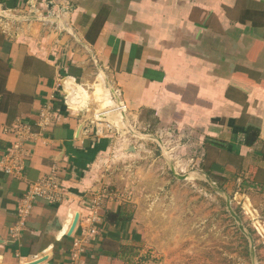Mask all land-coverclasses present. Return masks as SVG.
<instances>
[{"label": "crops", "instance_id": "crops-1", "mask_svg": "<svg viewBox=\"0 0 264 264\" xmlns=\"http://www.w3.org/2000/svg\"><path fill=\"white\" fill-rule=\"evenodd\" d=\"M65 6L68 33L40 20L45 11ZM245 9L264 13V0L0 4V156L16 140L14 128L30 131L22 178L0 170V264H153L166 239H179L180 222L163 213V203L176 208L177 193L197 186L171 175L155 142L129 133L109 86L128 124L158 138L177 173L205 166L232 179L235 169L221 166L226 150L243 158V168L253 162L264 169L254 153L264 141V15L254 25ZM239 69L260 83L245 98L247 125L260 130L252 147L241 144L243 128L234 123L244 108L227 97L234 76L243 78ZM46 105L54 120L42 130L39 112ZM53 167L63 200L37 199L24 231L12 238L19 199ZM103 190L98 234L85 254L70 261L90 215L89 200Z\"/></svg>", "mask_w": 264, "mask_h": 264}, {"label": "rangeland", "instance_id": "rangeland-1", "mask_svg": "<svg viewBox=\"0 0 264 264\" xmlns=\"http://www.w3.org/2000/svg\"><path fill=\"white\" fill-rule=\"evenodd\" d=\"M250 166L254 163L244 166L243 179L226 178L220 183L222 188L214 183L227 194L232 210L252 236L256 263L264 264V187L250 184ZM191 181L197 187L177 193L180 198L177 209L171 202L163 203V213L178 218L182 233L179 239L169 237L164 241L162 253L154 254L153 264H251L248 241L227 213L224 199L205 182ZM165 192L170 199V191ZM154 246L151 240V252Z\"/></svg>", "mask_w": 264, "mask_h": 264}, {"label": "built area", "instance_id": "built-area-1", "mask_svg": "<svg viewBox=\"0 0 264 264\" xmlns=\"http://www.w3.org/2000/svg\"><path fill=\"white\" fill-rule=\"evenodd\" d=\"M68 6L60 7L57 10H47L40 15V20L44 25L51 27L57 32L68 33L70 28L64 20L65 14L68 12ZM97 121L103 120L102 117H96ZM54 115L52 107L44 106L39 112V127L44 130L53 124ZM107 128L112 130L111 125ZM16 140L10 145L5 154L0 156V170L15 179H21L30 158V152L25 147L30 131L28 127L20 126L11 131ZM55 167L51 173L36 182L29 183L23 196L19 199L16 217L13 228L10 230L12 238H18L26 227L27 218L32 211L33 203L37 199L44 200L49 203H57L63 200V193L59 185V180L55 176ZM107 195L106 190L101 191L98 195H94L89 200L90 215L86 219V227L81 232V236L75 239L70 250V261H76L80 256L85 254L86 247L90 241L97 236L96 223L99 221L96 212L100 204Z\"/></svg>", "mask_w": 264, "mask_h": 264}, {"label": "trees", "instance_id": "trees-1", "mask_svg": "<svg viewBox=\"0 0 264 264\" xmlns=\"http://www.w3.org/2000/svg\"><path fill=\"white\" fill-rule=\"evenodd\" d=\"M6 1L7 0H0V4H3ZM238 6L244 8L245 2H241V1L238 2ZM250 14H252V11H250V9H245V15L252 20L254 25H255V19H257L258 17H263L264 15V13L257 15L255 14L250 15ZM239 72L243 73V78H240L241 76H237V74L236 76H234L227 90L228 91L227 97L229 99L231 98V100H236L241 102L244 111L241 117L238 118L234 123L236 124V126L243 128V132L240 133L241 144L246 147H252L256 142L260 141L259 139L260 130L250 125H247L248 115L245 112L247 106L245 102V98H246V94L250 92V90H252L254 87L258 86L260 83L257 80L252 79L254 77L251 73L240 69L238 70V73ZM238 92H239V98L238 95L235 96L232 94V93L238 94ZM260 142L262 144L261 150L255 151L254 153L258 157H260L261 161H264V141H260ZM211 144L216 146V144L214 143ZM242 163H243V158L237 152L226 150L223 156V163H221L222 164L221 166H225V165L232 166L235 169L234 171L235 179H240V178L243 179V177H245L244 176L245 170L243 168ZM249 168L250 171H249L248 181L250 182V184L256 188L264 187V169L254 166H250ZM202 169L206 171V173L212 179L213 182H215L220 186V188H222L220 183H223L227 180L225 177L213 174L212 171L210 169H207L205 166H202ZM120 218H121V211L118 214L114 215V219H120Z\"/></svg>", "mask_w": 264, "mask_h": 264}, {"label": "water", "instance_id": "water-1", "mask_svg": "<svg viewBox=\"0 0 264 264\" xmlns=\"http://www.w3.org/2000/svg\"><path fill=\"white\" fill-rule=\"evenodd\" d=\"M108 86H109V84H108ZM108 88H109V91L112 94V97L114 99V102H115V105H116V110L119 111V113L121 114V117H122V119H123V121H124V123H125V125H126V127L128 129V131H129V133L131 135H133L134 137L147 139V140H151V141L155 142L159 146L162 159L166 163L171 175L175 179H177L179 181H184V180H188V179H196V180L203 181V182H205L208 185V187L212 191H214L215 193H217L218 195H220L224 199L225 208H226L227 213L234 220V222H235L238 230L240 231V233L248 241V244H249V258H250L251 264H257L256 263L255 246H254L253 238L246 231L244 226L242 225V221H241L240 217L232 210L230 199L227 196V194L223 190L219 189L217 187V185L212 181V179L202 170H194V171H190V172H188L186 174L177 173V171H176L172 161L170 160V157H169L168 153L166 152L165 147L162 144V142L156 137H152V136L145 135V134H139L136 131H134L133 128L128 124V121H127V119H126V117L124 115V111L122 110L123 107L120 104V102H119L117 96L115 95L113 89L110 86ZM129 151L132 152V148H130ZM77 219H78V217L76 216L74 221H73V223H72V226L70 228V232H69L70 235H71V233L74 231V229L76 227ZM41 261L42 260L35 261L33 264H39Z\"/></svg>", "mask_w": 264, "mask_h": 264}]
</instances>
